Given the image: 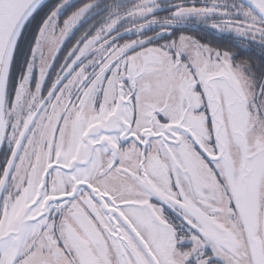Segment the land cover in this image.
<instances>
[{
    "label": "snow or ice",
    "instance_id": "obj_1",
    "mask_svg": "<svg viewBox=\"0 0 264 264\" xmlns=\"http://www.w3.org/2000/svg\"><path fill=\"white\" fill-rule=\"evenodd\" d=\"M0 264H264V0H0Z\"/></svg>",
    "mask_w": 264,
    "mask_h": 264
},
{
    "label": "flooded vegetation",
    "instance_id": "obj_2",
    "mask_svg": "<svg viewBox=\"0 0 264 264\" xmlns=\"http://www.w3.org/2000/svg\"><path fill=\"white\" fill-rule=\"evenodd\" d=\"M74 1H76V0H71L72 3H74ZM74 10H75V9L70 10L69 13H67V14L65 15V17H63V19H65V18L67 17V15H70V14H71V11H74ZM159 15L161 16L160 13H159ZM167 15H168V14H167ZM37 20L39 21V20H40V17H37ZM86 28H87V25H85L84 28H80L79 31H76V30L73 31L74 35L71 34V36H69L68 39H67V41H66V42H67V45H68L69 48L75 43V41H76L77 39H79V37L83 34V32L86 30ZM177 33H178V32H177ZM177 33H176V36L173 37V39H178V38H179V35H180V34L177 35ZM184 34H186V35H195V33H193V32H191V33H189V34H187V33H184ZM196 35H197V37L199 38V36H200V35H203V33H200V34H197V33H196ZM256 51L258 52L259 49L257 48Z\"/></svg>",
    "mask_w": 264,
    "mask_h": 264
},
{
    "label": "trees",
    "instance_id": "obj_3",
    "mask_svg": "<svg viewBox=\"0 0 264 264\" xmlns=\"http://www.w3.org/2000/svg\"><path fill=\"white\" fill-rule=\"evenodd\" d=\"M56 2V0H50L49 2H47V3H55ZM83 2V0H76V1H74V4H76L77 6H80L81 5V3ZM161 14V16H167V14L168 13H166V12H162V13H160ZM184 33H187V34H189V33H191L190 31H188V32H184ZM194 33V32H193ZM179 34H181L180 32H178L177 33V35H179ZM195 35H196V33H195ZM213 47H222V48H224V49H230V45L228 44V42L226 41V40H222V41H219L218 43H214L213 44Z\"/></svg>",
    "mask_w": 264,
    "mask_h": 264
},
{
    "label": "rangeland",
    "instance_id": "obj_4",
    "mask_svg": "<svg viewBox=\"0 0 264 264\" xmlns=\"http://www.w3.org/2000/svg\"><path fill=\"white\" fill-rule=\"evenodd\" d=\"M65 19H67V17H66ZM61 27H63V24H61ZM74 30H75V29L72 30V33H73ZM72 33H70L69 36H71ZM69 36H68V37H69ZM68 37L65 38V41H67Z\"/></svg>",
    "mask_w": 264,
    "mask_h": 264
},
{
    "label": "water",
    "instance_id": "obj_5",
    "mask_svg": "<svg viewBox=\"0 0 264 264\" xmlns=\"http://www.w3.org/2000/svg\"><path fill=\"white\" fill-rule=\"evenodd\" d=\"M50 0H46V2H49Z\"/></svg>",
    "mask_w": 264,
    "mask_h": 264
}]
</instances>
